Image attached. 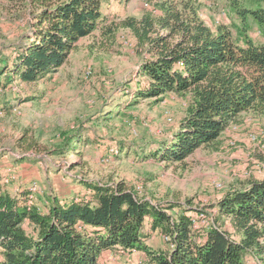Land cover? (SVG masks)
<instances>
[{"label":"trees","instance_id":"trees-1","mask_svg":"<svg viewBox=\"0 0 264 264\" xmlns=\"http://www.w3.org/2000/svg\"><path fill=\"white\" fill-rule=\"evenodd\" d=\"M7 1L9 12L26 14L27 19L25 33L9 54H0L1 86L13 79L41 82L66 63L80 39L99 32L111 41L122 28L150 56L138 71L144 84L130 92L131 104L159 102L169 93L190 95L174 136L151 158L183 162L198 148L217 150L222 135L242 115L264 116V43L247 33L250 18L264 36V7L239 8L237 0H229L242 24L239 38L225 26L212 32L197 16L185 22L169 1L155 3L140 20L126 18L119 24L103 14L107 0ZM175 33L179 38L169 42ZM80 141L86 140L73 135L50 153L82 157ZM18 142L27 144V139ZM77 164L69 161L67 167L72 170ZM77 181L88 188V198L60 203L47 197L41 207L29 203V190L12 194L0 188V264H98L103 251L141 252L146 264H245L248 258L264 264V181L248 180L227 192L215 207L217 218L198 231L190 228L197 212L189 215L176 203L156 204L123 182ZM176 207L184 211L168 213ZM224 217L237 239L218 223ZM27 221L34 226L33 235L24 228ZM157 232L168 238L163 239L166 249L147 246Z\"/></svg>","mask_w":264,"mask_h":264},{"label":"rangeland","instance_id":"rangeland-1","mask_svg":"<svg viewBox=\"0 0 264 264\" xmlns=\"http://www.w3.org/2000/svg\"><path fill=\"white\" fill-rule=\"evenodd\" d=\"M161 1L171 2L187 23L197 16L211 31L225 26L239 37L242 24L229 0H107L102 3V12L119 24L126 18L140 20ZM237 5L264 7V1L237 0ZM9 6L7 0H0L3 55L9 54L10 46L26 31L27 15L19 17L13 10L9 12ZM247 27L255 42L264 43V36L250 18ZM179 36L173 34L169 42ZM149 57L144 48L137 47L128 29L119 28L111 41L95 32L80 39L66 63L43 81L25 84L13 79L0 85V159L6 156L0 162V188L15 194L36 182L38 194L32 201L41 207L47 197L60 203L72 197L88 198V188L77 178L103 185L123 182L139 197L156 204L176 203L189 210V215L204 211L216 219L215 207L227 192L248 180L264 181V138L254 143L248 140L250 134L264 132V116L252 113L242 115L234 133L222 135L217 150L198 148L183 162L150 157L173 137L190 95L169 93L159 102L147 99L131 104L130 92L144 84L137 77L138 71ZM73 135L86 140L79 143L82 157L74 153L51 155V150ZM23 136L27 144L19 145ZM113 146L118 152H110ZM69 161H77L80 167L71 170ZM184 209L176 207L168 213L175 216ZM218 223L233 239L238 238L228 219L219 218ZM24 228L34 234L30 222ZM146 244L152 250L168 247L158 232ZM98 262L146 264V259L139 252L103 251ZM258 263L256 258L245 261Z\"/></svg>","mask_w":264,"mask_h":264},{"label":"built area","instance_id":"built-area-1","mask_svg":"<svg viewBox=\"0 0 264 264\" xmlns=\"http://www.w3.org/2000/svg\"><path fill=\"white\" fill-rule=\"evenodd\" d=\"M125 44H127L125 42ZM147 59V58H146ZM86 75L87 77L91 76V72L88 71L86 72ZM237 130V127L235 125H231L228 129H227V132H231V133H234L235 131ZM264 138V132H260V134H250L248 136V140L250 142H258L259 140V137ZM229 145H234L233 142H230ZM110 152H113L115 153V148H111L110 149ZM9 179H6L4 180L5 183H8L9 182ZM216 187H220V185H216ZM29 190V203H31V201L33 200V197L34 195L38 194V187H37V184L36 182H33L30 187L28 188ZM211 216V217H210ZM213 217L212 215H210V213H206L204 211H197V213L194 215V217L191 218V221H190V228L194 231H198L202 228H208L212 223H213ZM163 239L165 241H168V238L166 237H163Z\"/></svg>","mask_w":264,"mask_h":264},{"label":"crops","instance_id":"crops-1","mask_svg":"<svg viewBox=\"0 0 264 264\" xmlns=\"http://www.w3.org/2000/svg\"><path fill=\"white\" fill-rule=\"evenodd\" d=\"M212 32H216V31H212ZM225 133H227V131L225 132ZM174 136V135H173ZM171 139H172V137H171ZM6 156H3L2 157V159H0V162H3V159L5 158ZM6 159V158H5ZM162 238V237H161ZM163 240V239H162ZM140 254H142L143 255V257H145V254L144 253H141V252H139ZM101 257V254L99 255V257L98 258H100ZM145 259H146V257H145ZM97 262H98V259H97ZM100 262H98V264H99Z\"/></svg>","mask_w":264,"mask_h":264}]
</instances>
